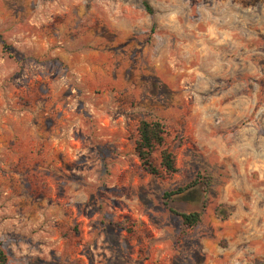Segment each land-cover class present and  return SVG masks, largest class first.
I'll return each mask as SVG.
<instances>
[{
	"label": "rangeland",
	"instance_id": "1",
	"mask_svg": "<svg viewBox=\"0 0 264 264\" xmlns=\"http://www.w3.org/2000/svg\"><path fill=\"white\" fill-rule=\"evenodd\" d=\"M0 243L6 264H264V0H0Z\"/></svg>",
	"mask_w": 264,
	"mask_h": 264
},
{
	"label": "trees",
	"instance_id": "2",
	"mask_svg": "<svg viewBox=\"0 0 264 264\" xmlns=\"http://www.w3.org/2000/svg\"><path fill=\"white\" fill-rule=\"evenodd\" d=\"M144 4L148 11H152L148 2L144 1ZM139 137L137 140V152L142 160L143 165L152 173H157L158 168L150 160L151 153L157 148L162 147L165 144L164 141V126L163 123L158 120H142L138 127ZM161 166L168 172L173 173L177 170L175 164V156L171 150L163 147L161 150ZM197 181H192L186 186L180 187L177 190H168L164 193L165 199H171L175 194L182 193L189 187L195 185ZM170 211L182 218V222L185 226L191 227L197 224L201 218L199 211L181 212L174 208H170ZM7 256L0 243V264H6Z\"/></svg>",
	"mask_w": 264,
	"mask_h": 264
}]
</instances>
